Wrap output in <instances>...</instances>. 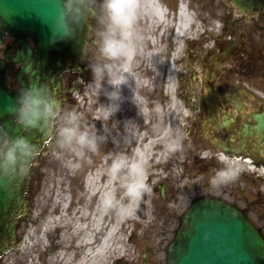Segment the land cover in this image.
Listing matches in <instances>:
<instances>
[{
	"label": "flooded vegetation",
	"instance_id": "obj_1",
	"mask_svg": "<svg viewBox=\"0 0 264 264\" xmlns=\"http://www.w3.org/2000/svg\"><path fill=\"white\" fill-rule=\"evenodd\" d=\"M151 1L160 5L161 13L160 16L149 13V0H143L137 24L140 44L132 70L137 79L145 74L149 81L158 72L165 79L171 75L175 81L176 94L187 110V135L193 137L195 142L204 140L207 146L219 154L249 157V166L260 170L250 175L241 170L239 176L247 186L237 188L236 194L232 189L229 203L249 219L264 240V0ZM180 11H183L185 23L177 32ZM87 23L84 53L78 61L81 70L62 72L57 88H54L50 75L41 81L40 86H47L52 94L57 91V97H61L64 81L67 85L74 83L76 88L78 82H74L73 75L78 72L86 77L87 126L98 130L107 129L110 136L98 154L87 156L86 161L83 159L80 163H86L89 169L105 170L103 175L107 181V154H132L141 147V89L138 82L132 86V92L125 88L126 97L133 94V103L126 101L115 118H108L101 109L104 97L98 93V86L88 67L96 53V25L89 16ZM13 45V38L7 33H0V61L3 64L0 67V82H4L5 95L10 90L19 91L21 88L17 79L20 65L12 64L10 59L3 56V50ZM34 81L33 77L29 78V83ZM152 100L151 96L149 102ZM0 112L4 120L8 121V125H0L10 136L26 135L40 145L37 159L54 145V133L48 138L44 137L45 133H28L30 130L20 128L13 115L5 113L3 106H0ZM126 119H134V125L128 128L129 135L122 136L124 126L119 121ZM6 142L7 138L4 140ZM31 175L32 168L25 184L24 181L20 183V198L17 202L13 198L14 182L0 178V264H23L24 256L20 251L29 220ZM115 185L119 187L117 195L123 196L120 183ZM152 189L156 192V198L151 202L150 213H147L145 205H140L136 216L142 219L145 228L142 229L138 224L139 235L135 234V237L137 241L139 237L145 245L144 240H148L152 249L161 254L160 260L166 262L167 247L184 213L182 208L179 211L178 199H183L188 191L184 187L179 189L175 179L169 178L164 182H154ZM219 191L221 193V189ZM242 199H245V205L239 206L237 201ZM113 212L106 211L104 220L108 221ZM73 219L76 222V235L79 233L78 223L84 225L78 208L74 210ZM88 219L85 217L86 221ZM60 234L58 231L57 240ZM141 258L142 264L153 262V259L149 261L146 253H142Z\"/></svg>",
	"mask_w": 264,
	"mask_h": 264
},
{
	"label": "clouds",
	"instance_id": "obj_2",
	"mask_svg": "<svg viewBox=\"0 0 264 264\" xmlns=\"http://www.w3.org/2000/svg\"><path fill=\"white\" fill-rule=\"evenodd\" d=\"M67 0L65 12L53 23V34L61 39H72L74 33L67 22L68 16H81L84 8L89 18L96 25L94 43L96 53L89 61V70L98 93L105 102L101 108L108 118H115L126 101L133 103L131 97L124 95V89L132 92L134 74L122 68V65L134 59L138 53L140 36L137 30L139 14L143 0ZM25 65V72H28ZM10 114L18 126L25 130L39 132L43 135L48 126L54 129V149L60 156H65L66 166L75 171L80 162L87 156L98 154L101 146L108 142L110 133L107 129L98 130L82 123L81 114L62 108L60 101L47 86L29 83L19 92L16 103L9 107ZM124 126V133L129 135L128 128L134 125V119L119 121ZM5 138L7 142L4 143ZM183 136L168 130L163 145L168 154L182 151ZM40 145L29 136H10L0 125V178L8 182L22 183L29 175ZM109 177L120 183L124 198L117 193L108 192L101 201L105 211H114L121 219H134L140 204L146 196L152 194V185L148 182V168L142 151L108 153L105 161ZM223 167L214 171L209 180L212 189L219 190L234 182L241 172L239 164L229 157H223ZM187 201V197H185ZM210 233H205L207 241Z\"/></svg>",
	"mask_w": 264,
	"mask_h": 264
},
{
	"label": "rangeland",
	"instance_id": "obj_3",
	"mask_svg": "<svg viewBox=\"0 0 264 264\" xmlns=\"http://www.w3.org/2000/svg\"><path fill=\"white\" fill-rule=\"evenodd\" d=\"M73 76L74 82L76 80L78 82V87L75 88L74 83L67 85L66 81L63 82V95L67 96V100L63 102L62 108L80 113L82 123L87 126L86 77L82 73H75ZM161 76L163 75L156 73L149 81L148 76L142 74L141 78L136 81L140 85V100L144 104L141 112V150L145 152L147 168L161 167L162 170L157 169L158 173H155V179H175V184L179 189L182 190L183 187H186L188 194L183 199H178L180 203L179 211L180 208L183 210L190 201L201 196H221L230 201L232 189L236 194L237 188H244V186H247L246 183L243 182L242 177L238 176L234 182L221 188V193L220 189L215 190L210 187L209 180L214 171L224 166L222 159L218 157L215 150L206 145L207 143L204 140L195 142L193 137L187 135L186 110L181 99L175 94L174 83L171 81L170 84L168 79L166 85L162 86ZM151 96L153 100L149 102ZM169 129L183 136L182 151L171 155L163 147ZM53 146L51 145L46 149L41 158L36 159L37 164L32 167L29 190V220L22 238L24 244L20 251L24 256L23 264H58L55 260L54 249L57 244V231L62 232L64 228L67 231L68 226L65 223L68 218H73L74 210L78 208L81 211H87L90 208L89 204L94 199L89 203V197L87 200L84 197L85 192H89V186L87 180H85L86 178L84 179V175L90 173L93 169L87 168L86 163L84 165L80 163L77 170H70L65 164L67 157L58 155ZM85 158L84 162L86 161ZM232 162L239 164L242 171L249 175L260 171L250 168L242 159L237 162L232 160ZM97 188L100 187L96 185L95 189ZM115 188H117L116 185ZM185 197H187V201H185ZM155 198L156 195L152 191L146 202L149 204V208ZM237 203L239 206L245 205V199L237 201ZM76 204L80 206L77 207ZM60 217L64 218L63 226L61 225L62 222L57 220ZM119 220H124L125 223V219L120 218ZM110 223L112 224V214ZM127 224L130 223L127 222ZM47 226L49 231L44 230ZM118 226L119 223L116 227ZM140 227L145 228L144 225H140ZM119 230L121 229L119 228ZM131 234L129 228L123 235L120 233L121 246L117 245L116 240L112 239L109 255L104 258L98 256L94 259V263L142 264L141 255L146 253L149 261L153 259L151 264H165L164 260H160L161 254L156 249H152L148 240H144L146 245L139 237L137 242H128L126 236L130 237ZM48 250L50 251L48 252ZM47 252L50 254L49 256L45 255ZM119 257L121 260L118 259Z\"/></svg>",
	"mask_w": 264,
	"mask_h": 264
},
{
	"label": "water",
	"instance_id": "obj_4",
	"mask_svg": "<svg viewBox=\"0 0 264 264\" xmlns=\"http://www.w3.org/2000/svg\"><path fill=\"white\" fill-rule=\"evenodd\" d=\"M66 3L67 0H0V26L16 43L6 54L21 63L19 80L23 88L28 86L29 77L36 76L37 80L41 72L57 75L80 56L86 34L84 8L80 9L81 16L66 15L74 38L61 39L53 34V23L65 12ZM2 97L0 88V103L8 108L14 105L13 99ZM44 133H49V126ZM205 233H210L207 241ZM168 264H264V242L234 207L217 199L199 198L184 215L169 247Z\"/></svg>",
	"mask_w": 264,
	"mask_h": 264
},
{
	"label": "bare ground",
	"instance_id": "obj_5",
	"mask_svg": "<svg viewBox=\"0 0 264 264\" xmlns=\"http://www.w3.org/2000/svg\"><path fill=\"white\" fill-rule=\"evenodd\" d=\"M148 11L151 14L156 13L158 16H160L161 7L159 4L149 0ZM184 23L185 17L183 16V11H180L178 21L176 23L177 32L181 29ZM132 63L133 59H130L122 65V68L131 71L134 74L135 83L137 77L132 70ZM169 80L171 84L172 79L170 78ZM141 104L143 106L142 101ZM139 151H142L145 155V152L143 150ZM243 160L248 163L250 162L249 159ZM150 168L151 167H149L148 169ZM104 172L105 170H103L102 168H98L90 173L85 174V180H87V184L89 186V192H85V200H87V198L89 197L88 200L90 203L91 200L93 198L94 199L91 204H89L90 208H88L87 211H81L78 209L80 216H83L84 223V225L78 223L79 233H77L76 235L74 234V231L76 230L75 220L71 217L67 219L65 223V225L68 226L67 231L66 228H64V230L60 234L59 240L57 241L58 245L56 244L57 246L55 249V260H57L58 264H95L94 259L98 256L104 258L109 255V250L111 249L110 241L112 239H114V241L116 240L117 245H122L120 242L119 228L116 227L117 224L121 222L119 220L120 217H118L117 214L114 213V215L112 216V224L110 223V219L108 221L104 220L105 210L101 207V201L108 192H115V184L117 183L114 179L111 180L112 178L109 177V175H107L109 179L105 181L106 179H104L105 177L103 175ZM96 185L100 188L95 189ZM119 197L121 199L124 198V196ZM85 217L89 219L86 221ZM58 220L62 222L61 225L63 226L64 218L60 217ZM45 228V231H49V229H47L48 226ZM48 252L46 253V256L50 255Z\"/></svg>",
	"mask_w": 264,
	"mask_h": 264
}]
</instances>
